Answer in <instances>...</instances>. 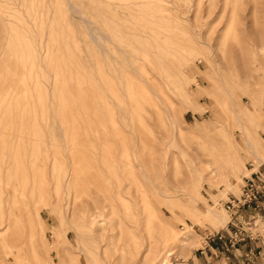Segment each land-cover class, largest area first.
<instances>
[{
  "label": "rangeland",
  "instance_id": "rangeland-1",
  "mask_svg": "<svg viewBox=\"0 0 264 264\" xmlns=\"http://www.w3.org/2000/svg\"><path fill=\"white\" fill-rule=\"evenodd\" d=\"M260 168L264 0H0V264H196Z\"/></svg>",
  "mask_w": 264,
  "mask_h": 264
},
{
  "label": "crops",
  "instance_id": "crops-1",
  "mask_svg": "<svg viewBox=\"0 0 264 264\" xmlns=\"http://www.w3.org/2000/svg\"><path fill=\"white\" fill-rule=\"evenodd\" d=\"M252 173H256L258 177L259 174L264 175V171L261 168L253 170ZM260 211H264V198L262 208L242 210L237 213V220L239 224L241 222H250L252 216ZM261 213L264 216V212ZM232 230L233 228L231 227L226 233L222 232L219 234L217 238L206 240L208 242L200 249V254H197V252L195 254L196 264H264V228L263 231L259 232L257 238L251 239L248 238L250 236L246 235V240H238L236 243H232L230 240L234 233ZM191 261L193 262L194 259Z\"/></svg>",
  "mask_w": 264,
  "mask_h": 264
},
{
  "label": "built area",
  "instance_id": "built-area-1",
  "mask_svg": "<svg viewBox=\"0 0 264 264\" xmlns=\"http://www.w3.org/2000/svg\"><path fill=\"white\" fill-rule=\"evenodd\" d=\"M244 179L245 181L242 183L241 192L223 201V206L231 216L229 224H231L232 231L234 232L230 239L232 243H236L240 240V237L244 238L245 235H240L243 232L248 236L252 234L247 228V230L244 229V225L249 222H241L239 224L237 213L248 208L260 209L263 207L264 175L259 174V177L250 176Z\"/></svg>",
  "mask_w": 264,
  "mask_h": 264
},
{
  "label": "bare ground",
  "instance_id": "bare-ground-1",
  "mask_svg": "<svg viewBox=\"0 0 264 264\" xmlns=\"http://www.w3.org/2000/svg\"><path fill=\"white\" fill-rule=\"evenodd\" d=\"M251 145H253V146H255L253 143H251ZM260 151V150H259ZM221 215V214H220ZM225 216V215H224ZM226 217V216H225ZM225 217H223V216H221L220 218H222V219H225ZM224 221V220H223ZM172 231V230H171ZM164 238H165V240H164V245H163V247H160V248H162V252H167L164 248H166V247H168V245H170L173 241H175L176 240V238H177V234L176 233H168V234H166V235H164L163 236ZM165 250V251H164ZM168 256V255H167ZM160 263H162V264H167V257H164L162 260H159V261H154V263H152V264H160Z\"/></svg>",
  "mask_w": 264,
  "mask_h": 264
}]
</instances>
